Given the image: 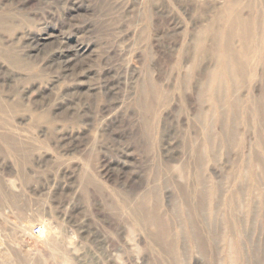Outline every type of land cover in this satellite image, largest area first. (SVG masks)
Listing matches in <instances>:
<instances>
[{"label":"rangeland","instance_id":"374dc122","mask_svg":"<svg viewBox=\"0 0 264 264\" xmlns=\"http://www.w3.org/2000/svg\"><path fill=\"white\" fill-rule=\"evenodd\" d=\"M0 264H264V0H0Z\"/></svg>","mask_w":264,"mask_h":264},{"label":"bare ground","instance_id":"6f19581e","mask_svg":"<svg viewBox=\"0 0 264 264\" xmlns=\"http://www.w3.org/2000/svg\"><path fill=\"white\" fill-rule=\"evenodd\" d=\"M21 4H22V2H21ZM25 4L26 3H24L23 5L25 6ZM16 10L19 11V9H16ZM229 22L232 25L231 29H230L231 33L235 32V31H240L241 33H245V32L250 31V29L243 28L233 18H230ZM227 42L230 44L231 40H228V38H226V39L224 38L222 40V46L215 52V59H216L215 69L210 74L205 75L204 80L200 85L201 86V88H200V96L201 97H206L208 99L214 97L215 96L214 93L216 92V90L219 89L218 84L219 83H224V84L229 83L230 79L232 78V76L235 72L234 71L235 60L227 54L226 49H225ZM69 64H70V67H69V71H70L73 69V66H72V62H70V61L67 64V66ZM67 66H65L66 71H68ZM207 119H209V118H207ZM38 229L40 230L39 227H38Z\"/></svg>","mask_w":264,"mask_h":264},{"label":"built area","instance_id":"2783aa9c","mask_svg":"<svg viewBox=\"0 0 264 264\" xmlns=\"http://www.w3.org/2000/svg\"><path fill=\"white\" fill-rule=\"evenodd\" d=\"M38 231H39V229H38V228H36V229L34 230V233H35V234H37V233H38Z\"/></svg>","mask_w":264,"mask_h":264}]
</instances>
